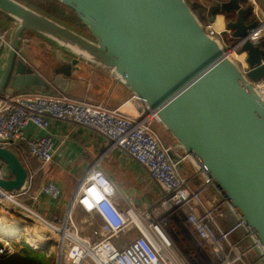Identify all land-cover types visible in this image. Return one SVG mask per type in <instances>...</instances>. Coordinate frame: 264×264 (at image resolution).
Listing matches in <instances>:
<instances>
[{"label":"water","instance_id":"water-1","mask_svg":"<svg viewBox=\"0 0 264 264\" xmlns=\"http://www.w3.org/2000/svg\"><path fill=\"white\" fill-rule=\"evenodd\" d=\"M60 1L75 11L89 36L18 0H0V10L19 22L0 76V98L19 90L66 89L80 60L110 69L174 135L264 250V100L253 84L264 78V46L249 38L258 20L246 23L241 0H211L208 7L210 22L216 12L236 14L227 27L237 52L246 53L245 74L188 0ZM27 29L59 46L53 82L18 57ZM0 159V186H27L29 172L17 154L0 146Z\"/></svg>","mask_w":264,"mask_h":264},{"label":"built area","instance_id":"built-area-1","mask_svg":"<svg viewBox=\"0 0 264 264\" xmlns=\"http://www.w3.org/2000/svg\"><path fill=\"white\" fill-rule=\"evenodd\" d=\"M249 2L258 16L264 15L258 0ZM204 27L210 35L220 38L227 31L217 30L212 22L204 23ZM263 36L264 18H260L249 38ZM0 38L4 40L5 35L0 34ZM223 42L246 74L249 70L246 53L237 52V45L233 43ZM18 56L26 60L20 51ZM253 84L264 100V78ZM126 103L133 104L136 112L125 110ZM53 118L66 121L73 128H87L103 137L108 148L122 150L147 170L162 193L160 204L153 212H139L133 206L122 208L112 197L114 183L95 162L75 187L61 224L48 221L62 229L58 236L62 252L55 264H264V250L257 241L242 249V242L251 239L243 218L233 212L236 224L228 229L224 227L221 210L223 204L227 205L226 200L222 198L220 204L203 201L204 192L213 187L212 182L198 168L194 175L185 172L183 164L190 156L180 144L176 150L163 141L156 128V116L148 112L139 96L132 92L123 103L111 107L88 95L76 97L59 86H53L50 91L4 93L0 98V146L12 151L25 147L45 165L55 155L52 136L47 132ZM31 125L45 133L29 135ZM200 176L203 183L195 186L194 179ZM28 191L27 188L6 190L0 186V205L12 212L23 208L25 216L32 217L27 210L41 216L35 207L39 195L57 200L62 188L55 180L46 181L39 193L30 195L31 202L27 205L19 197ZM157 209L161 213L155 217ZM79 210L92 216L90 224L81 226L77 221ZM162 228L171 236L165 235ZM239 229L244 233L232 240ZM131 234L135 236L128 241ZM252 251L255 258L249 260ZM14 252L13 243L3 240L0 258H8Z\"/></svg>","mask_w":264,"mask_h":264},{"label":"crops","instance_id":"crops-1","mask_svg":"<svg viewBox=\"0 0 264 264\" xmlns=\"http://www.w3.org/2000/svg\"><path fill=\"white\" fill-rule=\"evenodd\" d=\"M203 1L205 0H192L190 3L206 10L204 14L205 19L203 21L206 23L210 22L207 18V12L211 0H209L208 6H206ZM241 3L247 8V13L248 8H252L250 15L248 16V14H246V23H251L255 19L260 20V18H264L261 11H259L261 15L258 16L256 14L255 9L250 4L249 0H241ZM258 5L264 12V0H258ZM235 16V13L227 15L223 12H216L212 23L219 31L227 30L222 35L231 34L232 30L227 27V22ZM25 35L24 37L28 40L27 43H29L30 40H33V36H36L41 40L45 39L43 35L36 31L28 32ZM5 65L6 63L2 61L0 64V76L3 73ZM71 71V76L69 79H66V90L75 96L88 95L92 98L95 97L106 102L111 107H115L123 103L132 94L130 88L108 68L95 66L86 60H80ZM47 132L52 136L55 155L53 160L45 165H42L36 158H34L27 148L18 147L15 149L16 151H20L23 148L32 157L29 159L24 158V161L20 159L29 172L28 180L31 179V182L28 181L27 186L24 187L29 189L28 192L34 188L35 192L39 193L38 190L41 188L42 184L49 180H55L61 185L62 193L57 200L51 199L42 194L39 195L35 207L41 214L48 215L51 219L61 220L79 180L95 162L99 163V166H101L114 183V193L112 197L122 208H127L129 206L136 208V191L138 188H147V182L158 189L157 185L152 181L147 170L143 166L122 150L108 148L106 140L91 130L84 127L73 128L72 124L53 118L50 121V126ZM28 133L29 135H35L45 133V131L39 130L34 125H31L28 128ZM4 164L5 162L0 159V169L3 168ZM183 168L188 175H194L198 172L197 167L195 170L193 169L191 171L192 168L186 169L185 164H183ZM41 170L43 176L40 180L37 179V183L35 182L36 186H33L32 177L37 174L39 175ZM200 179H202V176H200ZM208 189L209 188H207V190ZM210 189H212V197L208 199V203L217 202L220 204L222 197L213 187ZM225 206L228 207L227 205ZM27 212H29L30 215H38L36 212L28 210ZM78 214V221L81 223V226L88 225L92 222V216L90 214H87L82 210H79ZM37 220L40 224H43V221L46 219L44 220L43 217H39ZM239 233L244 232L239 229V231L235 232L232 236L235 237V235L237 236ZM131 239H133V237L128 239V241Z\"/></svg>","mask_w":264,"mask_h":264},{"label":"rangeland","instance_id":"rangeland-1","mask_svg":"<svg viewBox=\"0 0 264 264\" xmlns=\"http://www.w3.org/2000/svg\"><path fill=\"white\" fill-rule=\"evenodd\" d=\"M188 1L192 2V0H188ZM203 2L206 6L209 5V0H205ZM246 4L248 5L247 2ZM18 24L19 22L16 20L10 23V25L8 22H4V21L0 22V34L5 35L4 40L0 38V64L2 63V61H4L5 63L7 62L10 47H7L6 43L7 41L9 42L11 41L12 43L13 32L15 28L18 26ZM221 38L223 41L228 43H232L235 41L234 38L232 37V33L221 35ZM45 39L41 40L38 37L33 36V40H30L29 43H27L28 40L25 37H22L20 40V47L18 51H20V54L26 59V61L30 64V66L34 70L39 71L46 79H48L50 82H53V79H55L58 74L57 73L58 65H57V61H55L56 60L55 51L57 48H59V46L55 41L53 42L47 39L46 37ZM66 52H67L66 54L74 56V54H72L70 51L67 50ZM90 64L103 67L102 65H98L92 62H90ZM61 81L64 82L65 80L62 79ZM76 97H82V96H76ZM93 99L100 101V99H97L95 97H93ZM156 128L158 129L161 138L166 144H171L176 150L179 149L178 146L179 142L163 124H161L160 122H156ZM16 153L23 161L24 158L25 159L32 158L30 154L23 148L20 151H16ZM184 164L186 169L192 168L191 171L193 169L194 170L196 169V165L193 164L191 159H187L184 162ZM39 178L40 177L38 174L32 177L33 186H36L35 182L37 181V179L40 180ZM28 181L31 182V179ZM146 184H147V188L145 189L138 188V190L136 191L137 193L136 209L139 212H144V211L153 212L160 204V198L162 197V193L159 189H156L152 184L150 185L148 182ZM210 188L211 187H209V189L205 191L203 194V201L205 203H207L208 199L212 197V189ZM35 193H36L35 189L32 188L30 192L22 194L19 197V199L21 202L27 204L31 202L30 195ZM0 209H1L0 210V245L2 244L3 240L9 239L15 246V252L8 258H5V260L9 259L6 264H55L56 263L60 253L62 252V251L60 252V244L58 242V236L54 235V233L51 231H47L49 232L47 235L42 234L41 232L34 233L33 229L34 227L40 225V222L37 220V218L39 217L41 218V216L43 217L44 220L46 219L47 221L50 222L53 221L58 225L61 224V220L51 219L48 215H43V214H41V216L38 215L34 216V215H30L29 212H27V214L32 217L25 216L23 215L24 214L23 212H25L23 208H18L19 211L12 212V211H8L7 208H5V206L0 205ZM227 209L230 211V209L223 204L221 211L224 212V215L226 214ZM232 214L231 216L235 217ZM78 216L79 214L77 213V221L79 220ZM3 218L9 219L10 222L14 221V223L16 224L13 225L9 221L6 222L4 221ZM40 234L42 235L40 236ZM134 236L135 234H131L130 238ZM236 239H237L236 235L235 237L232 236V240H236ZM22 241L30 244L32 248L36 251L35 252L24 251L21 245ZM251 244L252 241L248 239L247 244H245L246 246L242 245V249L248 248ZM253 252L254 251H252L249 254L248 256L249 260H253L255 258V252L254 253Z\"/></svg>","mask_w":264,"mask_h":264},{"label":"trees","instance_id":"trees-1","mask_svg":"<svg viewBox=\"0 0 264 264\" xmlns=\"http://www.w3.org/2000/svg\"><path fill=\"white\" fill-rule=\"evenodd\" d=\"M18 1L26 4L27 6L35 9L36 11H38L44 15L52 18L53 20L75 30L76 32H79V33L84 34V35H89L88 30L83 25V23L79 20L75 11L73 9H71L70 7L66 6L65 4H63L60 0H18ZM191 6L194 9V11L196 12V14L199 16V18L202 21H204V19H205L204 14H205L206 10L204 8H201L200 6L195 5V4H191ZM251 11H252V8H248V13H247L248 16L250 15ZM1 21L8 22L10 25V23L14 22L15 19L0 10V22ZM31 31H33V30H30V29L25 30L22 34V37H24V35L26 33L31 32ZM261 42H262V45L264 46V36L261 38ZM57 65H58V63H57ZM58 68H59V65H58L57 69ZM14 152H16V150H14ZM39 175H40L39 179H41L43 176L42 170L40 171ZM202 183H203L202 179H200L198 177H196L194 179V185L195 186H199ZM232 213H233L232 211H229L227 209L225 216L222 217V219H221L224 227L227 229L231 228L232 226H234L236 224V218L231 216ZM242 234L243 233H239L237 235V238ZM247 241H248V239L244 240L242 242V245L247 244ZM21 245H22V248L24 249V251H28V252H35L36 251L32 248V246L30 244H28L24 241H22ZM8 260L1 258L0 264H6Z\"/></svg>","mask_w":264,"mask_h":264},{"label":"bare ground","instance_id":"bare-ground-1","mask_svg":"<svg viewBox=\"0 0 264 264\" xmlns=\"http://www.w3.org/2000/svg\"><path fill=\"white\" fill-rule=\"evenodd\" d=\"M7 47H11V41L9 42V41H7ZM68 46H71V48H75L73 45H70V44H68V43H66ZM5 63V62H4ZM123 108L125 109V110H127V111H129V112H132V113H135L136 112V107L133 105V104H131V103H126L124 106H123ZM159 120V119H158ZM1 210V209H0ZM159 213H161V211L159 210V209H157L156 210V213H154V216L156 217V216H158V214ZM11 215H13V214H11ZM2 219V218H1ZM4 219V221H6V222H10V220L9 219H7V218H3ZM43 221V220H42ZM11 224H16V223H14V221H12V222H10ZM16 226V225H15ZM30 227V226H29ZM28 227V228H29ZM31 231V230H30ZM47 231H51V232H53L54 233V235H56V236H59V233H60V231L62 232V229L59 227V228H56V227H54V226H52V224L50 223V222H48L47 220H45V221H43V224H40V225H38L37 227H34V229H33V232L34 233H37V232H41L42 234H46V232ZM63 232H64V230H63ZM162 232L165 234V235H169V236H171V234H170V232H168V231H165V229L164 228H162ZM42 234H40V236L42 235ZM47 235V234H46Z\"/></svg>","mask_w":264,"mask_h":264},{"label":"flooded vegetation","instance_id":"flooded-vegetation-1","mask_svg":"<svg viewBox=\"0 0 264 264\" xmlns=\"http://www.w3.org/2000/svg\"><path fill=\"white\" fill-rule=\"evenodd\" d=\"M87 36H89V35H87Z\"/></svg>","mask_w":264,"mask_h":264}]
</instances>
